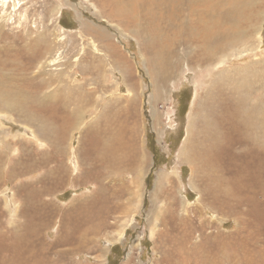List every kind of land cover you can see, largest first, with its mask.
Returning <instances> with one entry per match:
<instances>
[{"label": "rangeland", "instance_id": "rangeland-1", "mask_svg": "<svg viewBox=\"0 0 264 264\" xmlns=\"http://www.w3.org/2000/svg\"><path fill=\"white\" fill-rule=\"evenodd\" d=\"M145 3L0 0V264H264V6L206 59Z\"/></svg>", "mask_w": 264, "mask_h": 264}, {"label": "bare ground", "instance_id": "bare-ground-1", "mask_svg": "<svg viewBox=\"0 0 264 264\" xmlns=\"http://www.w3.org/2000/svg\"><path fill=\"white\" fill-rule=\"evenodd\" d=\"M145 5H151V9H149V12L151 13V11H155L154 15L156 16V18L159 15L161 23H164V21L166 19L165 14H166V11L168 10L167 5L169 7L171 6V8L172 7L175 8V7L179 6L183 10L180 12L181 15L184 14L183 12L186 10L195 14L197 19L193 20V23H195L196 26H190L191 28H190L189 32L186 33L183 37L184 43L189 44L191 42H194V40L197 39L199 42H201V44L204 45V57L206 59H211L215 56L213 54H216V52H218V48L215 47L217 42L219 44H223L222 41L226 36L229 39L231 36L232 37H238L239 36V31L230 30L231 27H233V26L236 27L237 25L242 24L241 21H243V20H245L244 22L249 23V21L252 22L256 19L258 20L261 17L262 11L257 10V6H264V0H188V1L187 0H146ZM3 6H4V2H3ZM141 6H143V4H141ZM184 6H186L185 10H184ZM136 8H137V5H136ZM148 8H150V7H148ZM173 12L171 10L170 15H169V12L167 15L172 16V17H174V16L176 17L177 14L179 13L178 12L177 14H174ZM200 13H201V15H200ZM169 16H167V17H169ZM179 17H181V16H179ZM185 23H187V21H185ZM189 24H190V21H189ZM181 28H183V27L178 26L175 33L173 34V36L164 33L163 32V30L165 29L164 27L159 29V31L161 33L160 37H163L161 42L164 45L161 47H160V45H158L160 47V51H161V55H159V62L158 63L165 68H168L169 65L173 64V63L171 64V61L169 59L171 58V54L174 53V50L176 47V40L175 39H176V37L181 36L182 30L184 29V28L183 29H181ZM156 33L158 34L159 32H156ZM193 36H195L196 39L192 40ZM213 38H214V40H212ZM241 40H243V39H241ZM164 41H168V42L165 44ZM234 41L236 42L237 40H234ZM179 42H180V40H179ZM166 46L171 47V49H170L171 52L170 51L166 52V50L164 51V47H166ZM225 46H226V44L223 46L222 50L225 49ZM237 46H238V44H237ZM15 47H17V46H15ZM156 51H154V52L156 53ZM156 56H158V55H156ZM27 57H29V56H27ZM1 58H2V56H1ZM38 60H39V58H38ZM158 63L155 65H158ZM173 69H172V67L170 69H166V70L163 69L162 78L166 79V77L172 76V75H170V72L172 74ZM2 82H4V81H2ZM7 96H9V95H7ZM255 131H257V129ZM208 132H210V131H208ZM252 132H253V130H251V134H250L251 138H252ZM219 138L220 137L218 136V133H213V136L210 137V140H217L218 141ZM250 140H251L252 145L254 147L253 149L256 150L258 148L256 141L254 139H250ZM263 145H264V136H263ZM259 150H261L262 153H264V148H260Z\"/></svg>", "mask_w": 264, "mask_h": 264}, {"label": "trees", "instance_id": "trees-1", "mask_svg": "<svg viewBox=\"0 0 264 264\" xmlns=\"http://www.w3.org/2000/svg\"><path fill=\"white\" fill-rule=\"evenodd\" d=\"M150 178V177H149Z\"/></svg>", "mask_w": 264, "mask_h": 264}]
</instances>
